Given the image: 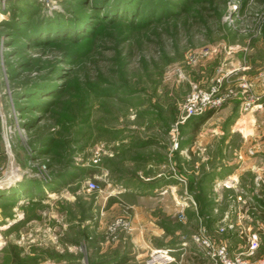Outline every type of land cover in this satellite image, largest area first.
<instances>
[{
  "label": "rangeland",
  "instance_id": "1",
  "mask_svg": "<svg viewBox=\"0 0 264 264\" xmlns=\"http://www.w3.org/2000/svg\"><path fill=\"white\" fill-rule=\"evenodd\" d=\"M262 71L264 0H0V264H116L138 188L170 183L164 223L188 239L171 264H211L191 241L202 226L233 252L262 230L264 255V186L211 184L239 153L264 157V104L241 109ZM216 87L225 103L184 120L188 97Z\"/></svg>",
  "mask_w": 264,
  "mask_h": 264
},
{
  "label": "crops",
  "instance_id": "2",
  "mask_svg": "<svg viewBox=\"0 0 264 264\" xmlns=\"http://www.w3.org/2000/svg\"><path fill=\"white\" fill-rule=\"evenodd\" d=\"M240 122H243L242 127L244 126L245 130L248 131L246 121L239 119ZM237 127L241 128L238 125ZM236 157L238 158H233V161H231V168L226 170L227 173L222 175L216 172L213 175V178L217 180L212 181L211 184L216 183L218 186L220 185V188H224V186L228 187V190L232 189V192L235 194L246 193L248 182L245 181V177L247 173H250L252 177L249 181L252 189L258 190L259 186H264V157L255 158L248 155L245 157L241 153ZM155 165L157 164L151 162L145 164L147 168L156 170ZM175 187L174 183L166 186L162 185L159 189H156L157 193L150 197L145 195L148 194L146 190L138 188V217L134 218L135 230L132 233L131 239L123 241L121 244L125 245L123 248L125 251H122L120 254V256H126L124 264L137 263L138 260L146 261L151 251L170 250L173 248L175 241L182 239L181 242L183 243L187 239V237L178 238V231L169 229L164 223V218L172 220V216H174L175 207L173 200L176 196L174 194L176 192ZM119 193H122V191H119ZM214 209L217 211L219 205H214Z\"/></svg>",
  "mask_w": 264,
  "mask_h": 264
},
{
  "label": "built area",
  "instance_id": "3",
  "mask_svg": "<svg viewBox=\"0 0 264 264\" xmlns=\"http://www.w3.org/2000/svg\"><path fill=\"white\" fill-rule=\"evenodd\" d=\"M211 53L210 49H203L195 56H189V60L194 62L197 58L207 57ZM220 81V80H219ZM258 84L260 92L253 90V84L250 81H244L241 84L243 88V97L241 102V109L243 112L252 111L254 108H258L264 104V71H262L258 77ZM218 88H214L210 92H203L202 90L195 91L188 99L185 106L184 120L187 118L202 115L207 110L218 108L223 105L228 98V94H216ZM175 131H173V135ZM91 188L95 187L92 183ZM241 200V198L239 199ZM191 203L195 206L196 202L191 199ZM186 205H188L186 203ZM180 219H184L185 215L182 210L178 211ZM125 223H122L120 219L110 227L111 234H114L116 230ZM243 233L246 238V246L239 252H233L230 246L222 241L214 240L207 234V229L202 226L198 229V232L192 236L191 241L198 245L199 251L204 257L211 262V264H264V255L258 256L257 251L260 246V234L259 229L248 228L243 229ZM188 239L183 241V245L187 246ZM171 250H154L151 251L148 258V264H171L175 263V257L170 253Z\"/></svg>",
  "mask_w": 264,
  "mask_h": 264
},
{
  "label": "trees",
  "instance_id": "4",
  "mask_svg": "<svg viewBox=\"0 0 264 264\" xmlns=\"http://www.w3.org/2000/svg\"><path fill=\"white\" fill-rule=\"evenodd\" d=\"M210 177V176H209ZM212 177V176H211ZM207 178V177H206ZM204 179L203 181H202V185H203V187L204 186H206L207 185V181L209 180L208 178L207 179ZM211 179V178H210ZM207 187V186H206ZM236 195H238V194H236ZM259 202V201H258ZM199 213H201L202 212V210L205 208V206L203 205V206H201V201H199ZM260 203H262L261 205H260ZM210 204V203H209ZM213 203H211L210 204V207H211V205H212ZM249 204H250V206H253V205H251V203L249 202ZM259 206H260V210H261V212L260 211H255V210H251V214L253 215V216H255V215H257V217L258 218H261V220L262 221H264V201L263 202H259V204H258ZM210 210H215L214 209V206L212 207V208H210ZM253 211V212H252ZM202 215H204V214H202ZM262 231V230H261ZM261 231H259V234H260V237H261ZM113 262H115L116 264H124L125 262H126V256H119V257H117V258H115V259H113Z\"/></svg>",
  "mask_w": 264,
  "mask_h": 264
},
{
  "label": "bare ground",
  "instance_id": "5",
  "mask_svg": "<svg viewBox=\"0 0 264 264\" xmlns=\"http://www.w3.org/2000/svg\"><path fill=\"white\" fill-rule=\"evenodd\" d=\"M246 131V130H245ZM13 195V194H12Z\"/></svg>",
  "mask_w": 264,
  "mask_h": 264
}]
</instances>
